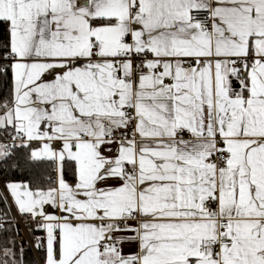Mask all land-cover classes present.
<instances>
[{"label":"snow or ice","instance_id":"6c2138e0","mask_svg":"<svg viewBox=\"0 0 264 264\" xmlns=\"http://www.w3.org/2000/svg\"><path fill=\"white\" fill-rule=\"evenodd\" d=\"M0 264H264V0H0Z\"/></svg>","mask_w":264,"mask_h":264},{"label":"built area","instance_id":"2783aa9c","mask_svg":"<svg viewBox=\"0 0 264 264\" xmlns=\"http://www.w3.org/2000/svg\"><path fill=\"white\" fill-rule=\"evenodd\" d=\"M23 238H24L25 240H27V239H28L27 235H25Z\"/></svg>","mask_w":264,"mask_h":264}]
</instances>
